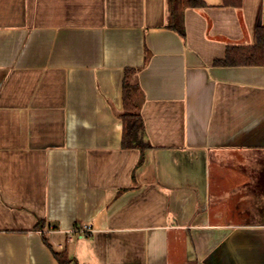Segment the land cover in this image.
I'll use <instances>...</instances> for the list:
<instances>
[{
  "label": "crops",
  "instance_id": "crops-1",
  "mask_svg": "<svg viewBox=\"0 0 264 264\" xmlns=\"http://www.w3.org/2000/svg\"><path fill=\"white\" fill-rule=\"evenodd\" d=\"M197 1L181 35L170 0H0V264H264V61L223 62L264 0Z\"/></svg>",
  "mask_w": 264,
  "mask_h": 264
},
{
  "label": "trees",
  "instance_id": "trees-1",
  "mask_svg": "<svg viewBox=\"0 0 264 264\" xmlns=\"http://www.w3.org/2000/svg\"><path fill=\"white\" fill-rule=\"evenodd\" d=\"M180 1L182 5H190V6H199L201 3L197 0H170L171 4V16L172 21H174L172 28L176 30L179 34L183 35V27L178 22L175 17V10L177 2ZM239 49V50H238ZM239 51V52H238ZM238 52V53H237ZM235 54L234 56H232ZM238 54H240L241 58H239ZM232 56V58H231ZM264 61V30L261 28L258 30L257 43L253 47H237V48H229L227 53V59L223 61L224 63L231 64H261ZM128 83L124 77V101L126 104L129 102V94L127 91ZM124 120V136H123V145H137L140 148H144L146 145L142 143L139 139V133L142 129V120L140 116L134 112V107L125 108V111L121 115ZM37 229H42L43 224L39 222L36 225ZM44 241L47 243L45 237H43ZM52 253L57 261V264H78L74 262L72 258H70L65 251H55L52 250Z\"/></svg>",
  "mask_w": 264,
  "mask_h": 264
},
{
  "label": "built area",
  "instance_id": "built-area-1",
  "mask_svg": "<svg viewBox=\"0 0 264 264\" xmlns=\"http://www.w3.org/2000/svg\"><path fill=\"white\" fill-rule=\"evenodd\" d=\"M90 230H91L90 226H85L83 227L82 232H88Z\"/></svg>",
  "mask_w": 264,
  "mask_h": 264
}]
</instances>
